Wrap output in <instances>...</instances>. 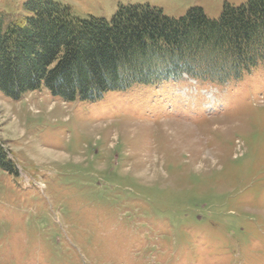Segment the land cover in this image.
<instances>
[{
	"label": "rangeland",
	"instance_id": "1",
	"mask_svg": "<svg viewBox=\"0 0 264 264\" xmlns=\"http://www.w3.org/2000/svg\"><path fill=\"white\" fill-rule=\"evenodd\" d=\"M53 1L112 20L127 4L219 19L249 0ZM0 143L17 168L0 170V264H264V64L98 102L0 93Z\"/></svg>",
	"mask_w": 264,
	"mask_h": 264
},
{
	"label": "trees",
	"instance_id": "2",
	"mask_svg": "<svg viewBox=\"0 0 264 264\" xmlns=\"http://www.w3.org/2000/svg\"><path fill=\"white\" fill-rule=\"evenodd\" d=\"M264 64V0L227 4L219 19L201 7L180 18L149 4L120 6L112 20L81 19L53 0L0 13V93L46 89L64 101L98 102L135 84L181 78L240 80ZM0 170L17 174L0 143Z\"/></svg>",
	"mask_w": 264,
	"mask_h": 264
},
{
	"label": "bare ground",
	"instance_id": "3",
	"mask_svg": "<svg viewBox=\"0 0 264 264\" xmlns=\"http://www.w3.org/2000/svg\"><path fill=\"white\" fill-rule=\"evenodd\" d=\"M173 121H175V120H173ZM173 121H172V122H173ZM46 151H47V150H46Z\"/></svg>",
	"mask_w": 264,
	"mask_h": 264
}]
</instances>
